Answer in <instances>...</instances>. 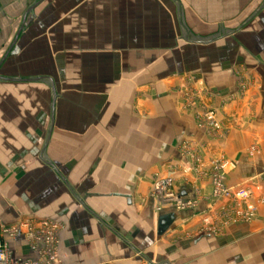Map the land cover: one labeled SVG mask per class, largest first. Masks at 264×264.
Returning a JSON list of instances; mask_svg holds the SVG:
<instances>
[{
	"label": "crops",
	"instance_id": "1",
	"mask_svg": "<svg viewBox=\"0 0 264 264\" xmlns=\"http://www.w3.org/2000/svg\"><path fill=\"white\" fill-rule=\"evenodd\" d=\"M5 85L37 91L25 114L46 138L1 224H61L64 264H264V0H0ZM210 110L220 132L199 126ZM222 160L226 185L253 191L251 222H226L212 194ZM157 176L197 208L157 212Z\"/></svg>",
	"mask_w": 264,
	"mask_h": 264
},
{
	"label": "built area",
	"instance_id": "2",
	"mask_svg": "<svg viewBox=\"0 0 264 264\" xmlns=\"http://www.w3.org/2000/svg\"><path fill=\"white\" fill-rule=\"evenodd\" d=\"M199 126L208 128L214 132H220L222 126L214 111H206L199 121ZM256 154V148L250 150ZM235 168V164L222 160L212 164L209 174L212 194L216 199H229L231 206L225 209L226 222L248 223L251 222L257 210L256 205L250 203L253 191L248 187H228L226 178L228 173ZM151 196L158 201L157 212H162L167 205L177 211H185L197 208L198 199L182 198L174 190V179L171 176H157L155 178ZM62 225L50 221H37L34 219H23L16 224H0V264H64L60 252V233ZM208 230L215 232V227H208ZM23 236L27 240L31 252L35 255L32 258L18 257L11 248L9 241Z\"/></svg>",
	"mask_w": 264,
	"mask_h": 264
},
{
	"label": "rangeland",
	"instance_id": "3",
	"mask_svg": "<svg viewBox=\"0 0 264 264\" xmlns=\"http://www.w3.org/2000/svg\"><path fill=\"white\" fill-rule=\"evenodd\" d=\"M12 87L18 88V93L10 90L9 85L0 86V144L1 141L7 144L6 148L0 146V198L15 207L17 200L21 199L16 195L17 177L28 165H31L32 160L42 157L46 135L33 131L31 128L33 118L25 114L37 104V91H32L30 85L25 87L26 90L17 85ZM44 119L46 117H40V122L42 123ZM31 186V182H28L24 189L25 201L31 199ZM20 192L22 194L23 191ZM251 199L250 203H252Z\"/></svg>",
	"mask_w": 264,
	"mask_h": 264
},
{
	"label": "water",
	"instance_id": "4",
	"mask_svg": "<svg viewBox=\"0 0 264 264\" xmlns=\"http://www.w3.org/2000/svg\"><path fill=\"white\" fill-rule=\"evenodd\" d=\"M175 220L176 216L173 213L161 214L158 219V235H164L173 225Z\"/></svg>",
	"mask_w": 264,
	"mask_h": 264
}]
</instances>
